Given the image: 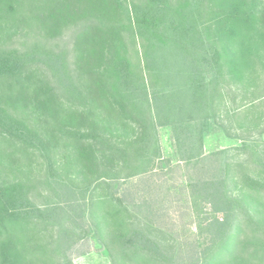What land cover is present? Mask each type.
<instances>
[{"label":"trees","instance_id":"obj_1","mask_svg":"<svg viewBox=\"0 0 264 264\" xmlns=\"http://www.w3.org/2000/svg\"><path fill=\"white\" fill-rule=\"evenodd\" d=\"M209 122L242 145L205 155ZM162 127L203 217L187 243ZM263 135L264 0H0V264H72L90 234L111 264H264Z\"/></svg>","mask_w":264,"mask_h":264},{"label":"rangeland","instance_id":"obj_2","mask_svg":"<svg viewBox=\"0 0 264 264\" xmlns=\"http://www.w3.org/2000/svg\"><path fill=\"white\" fill-rule=\"evenodd\" d=\"M158 137L162 160L157 164L155 170L159 175L154 176L152 180L166 182L164 187L169 189L168 194L170 195L168 197L162 195L166 207L162 226L165 229L173 230L175 236H179L182 241L187 243V240H192L195 237L196 226L201 224V218L203 217L196 215L194 203L189 199L185 183V170L177 168L181 165V162L175 147L172 129L170 127L160 128ZM261 141L264 143V135ZM241 145L239 140L226 137L223 131L214 123L209 122L205 127L203 134V153L205 155L230 150ZM165 159L169 160L170 166L164 162ZM159 167L162 169L160 170ZM146 180H132L120 185L121 190L129 196L128 201L135 200L138 196L143 195L144 191L147 192L149 184ZM228 217V214L216 216L213 221L216 236L223 233L225 219ZM71 260L72 264H111L107 251L93 234L88 235L79 243L71 256Z\"/></svg>","mask_w":264,"mask_h":264}]
</instances>
